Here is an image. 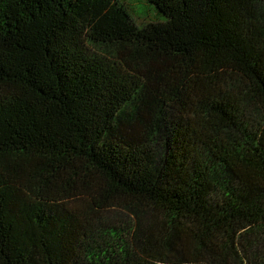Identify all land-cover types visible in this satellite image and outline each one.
<instances>
[{"label":"trees","instance_id":"16d2710c","mask_svg":"<svg viewBox=\"0 0 264 264\" xmlns=\"http://www.w3.org/2000/svg\"><path fill=\"white\" fill-rule=\"evenodd\" d=\"M0 0V264H264V0Z\"/></svg>","mask_w":264,"mask_h":264},{"label":"rangeland","instance_id":"374dc122","mask_svg":"<svg viewBox=\"0 0 264 264\" xmlns=\"http://www.w3.org/2000/svg\"><path fill=\"white\" fill-rule=\"evenodd\" d=\"M131 7V14L137 26H143L148 21V15L151 14L152 9L149 6L139 4L137 0H127Z\"/></svg>","mask_w":264,"mask_h":264}]
</instances>
